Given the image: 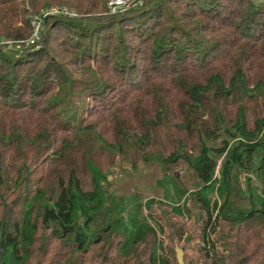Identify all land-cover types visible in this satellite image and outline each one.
Segmentation results:
<instances>
[{
    "label": "trees",
    "instance_id": "16d2710c",
    "mask_svg": "<svg viewBox=\"0 0 264 264\" xmlns=\"http://www.w3.org/2000/svg\"><path fill=\"white\" fill-rule=\"evenodd\" d=\"M108 1L0 0V264H179L176 248L184 264H264V0H147L93 28L78 19ZM50 6L78 18H46L31 50L30 17ZM62 24L67 40L49 39ZM60 43L91 77H74ZM163 81L158 105L144 102ZM118 107L109 140L98 127ZM114 153L157 163L159 197L117 192ZM180 166L190 183L167 173Z\"/></svg>",
    "mask_w": 264,
    "mask_h": 264
},
{
    "label": "rangeland",
    "instance_id": "374dc122",
    "mask_svg": "<svg viewBox=\"0 0 264 264\" xmlns=\"http://www.w3.org/2000/svg\"><path fill=\"white\" fill-rule=\"evenodd\" d=\"M232 3V0H226L227 3ZM235 2L234 7L229 8V10L231 9H235L236 5H237V0H233ZM246 1H254V0H246ZM146 2L147 0H109L108 3L106 4V6L102 7L103 9H100L98 11H96L93 14L90 15H80V17L78 18V14L76 13V11L70 9L67 6H50L49 8H66L68 9L70 12H72V15L69 14H60L59 16H68V17H77L78 19H83V22H87L89 24H87V26H89L90 28L94 27V24L101 20L102 18L105 19L107 16L109 15H114V14H120V13H124L125 14V18H128L130 16V13H128L127 10H131L130 12L134 11H138L139 8H143L144 10H146L145 6H146ZM222 8V7H221ZM219 8V9H221ZM225 8H228V6H225ZM228 12V9H226ZM46 11V9L42 10L41 13L32 15L30 18V25H31V36L30 38L27 40L26 42V47H30L32 45H35V48H32L31 50H40L43 46L42 43V36H43V30H44V24L46 21V18L50 17V14H44ZM221 12V10H220ZM241 13V11H240ZM244 13V12H243ZM40 17L42 20V30H41V34L38 40H36L34 43L31 42L32 36H33V26H32V19L34 17ZM65 30L64 31H58V32H53V34L51 35V37L49 39H55L57 37V39L63 40L65 39V41L67 40L66 36H67V28L65 27V24L61 25ZM213 34L216 35V33H213L210 35L211 38H213L214 41H217L219 39L225 40L228 39V37H230L231 35H216L217 37H213ZM234 36H231V39H233ZM60 41L56 42L59 44ZM7 44V43H6ZM57 44V49L60 52L61 50H63L64 54L66 55L67 58V62L69 63L68 67L71 68L74 71V77H76V72L78 70L81 69V72L83 71V73H81L80 77L83 78H88L91 77V73L86 70L88 68L87 64L83 67V66H76L73 65L72 63V55L69 53H65L64 49H70V47H68V45L66 46L63 43H60L61 45ZM10 45V44H9ZM52 45V44H51ZM11 50L15 49V46L13 47H9ZM7 50V49H6ZM22 52H19V54H21ZM224 53V51H223ZM221 57H223V55L221 54ZM238 59V58H237ZM71 61V62H70ZM235 58L230 57L229 55H227V57H225L224 60H219L218 63L224 64V65H230V62H234ZM92 67L97 68L98 67L91 65ZM86 68V69H85ZM204 70V68L202 69ZM155 71V70H154ZM159 71V70H158ZM198 72V73H197ZM203 71H199L198 68H195L194 70V74H202ZM188 77V76H187ZM113 80V79H112ZM190 78H187V81H181L179 83L176 84V86H179L178 88H182V84H184L185 82H187V84H189ZM164 85V81L160 84V83H155L154 85H151L152 87H146V89H149V92L146 91V94L148 97L144 98V102L149 101L151 106H154L155 104L158 105V101H159V97L160 94H162L163 91H159L158 89ZM167 86V85H165ZM241 97V95H239ZM140 99V96H137L135 98H133L131 101H133L135 103V105L138 103V100ZM175 104L178 103V101H180L182 98V96L180 94H177L175 96ZM241 100H243V97L241 98ZM89 102V101H88ZM87 102V103H88ZM226 103H224V101H222V108H225ZM224 106V107H223ZM122 107H118L117 109L113 110L112 113L110 115H112V117H108V122H104L103 124L99 125V130H101L102 132H109L108 129L109 127H111V135L109 136L107 134V138H109V140H114V136L116 134V130L118 129L119 125H122L126 119H123L125 116H123L125 114V110L121 111ZM227 108V107H226ZM231 108V107H230ZM145 109V108H144ZM231 110V109H229ZM145 116L146 119L147 118H152L153 116H156L155 112L152 113L151 110H142L141 111ZM151 115V117L149 116ZM113 117H115V119H113ZM174 121V118L170 117V119L165 118V120H162L161 122H167L166 127L163 128L164 133H162V137L160 138V140H158V145L160 146L162 145L164 135L167 134L168 132V127H171L172 121ZM122 123V124H119ZM125 125V124H124ZM124 127V126H123ZM173 127V126H172ZM107 130V131H106ZM161 133V131H159ZM170 135V131L168 132V136ZM115 157H111L112 160L114 159L113 162V172L112 175H110V179L113 180V187L117 190V192H119L120 194H127V193H135L138 192L140 195H143L145 197H159V194L162 193V187L160 186L159 182L161 181V179L164 177V171L163 169H161V167L157 164V163H153L150 161L145 162L144 160H139L135 165V167L132 166V162H130L128 159H125L124 157H121L119 154L114 153ZM104 161V158H101ZM221 160L222 158L219 159V164L217 167V174L219 175V171H220V167H221ZM167 173L171 174L172 176H175L176 178L180 179L182 182H189L190 178L192 177V175L187 171V169L184 166H180V167H174L171 168L169 171H167ZM246 178V174L242 173L240 175V182L241 185H243L244 183V179ZM190 183V182H189ZM214 198H218L217 194L214 193Z\"/></svg>",
    "mask_w": 264,
    "mask_h": 264
},
{
    "label": "built area",
    "instance_id": "2783aa9c",
    "mask_svg": "<svg viewBox=\"0 0 264 264\" xmlns=\"http://www.w3.org/2000/svg\"><path fill=\"white\" fill-rule=\"evenodd\" d=\"M45 13L44 14H50L51 16L52 15H60V14H69V15H72L73 13L70 12L68 9L66 8H62V9H59V8H47L46 11H44ZM32 23V26H33V36H32V39H31V42L34 43L36 40L39 39L40 37V34H41V30H42V20L40 17L36 16L32 19L31 21Z\"/></svg>",
    "mask_w": 264,
    "mask_h": 264
},
{
    "label": "water",
    "instance_id": "95a60500",
    "mask_svg": "<svg viewBox=\"0 0 264 264\" xmlns=\"http://www.w3.org/2000/svg\"><path fill=\"white\" fill-rule=\"evenodd\" d=\"M176 252H177V260L179 264H184V260H183V249L182 248H176Z\"/></svg>",
    "mask_w": 264,
    "mask_h": 264
}]
</instances>
